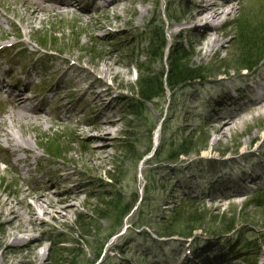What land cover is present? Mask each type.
Listing matches in <instances>:
<instances>
[{"label":"rangeland","instance_id":"obj_1","mask_svg":"<svg viewBox=\"0 0 264 264\" xmlns=\"http://www.w3.org/2000/svg\"><path fill=\"white\" fill-rule=\"evenodd\" d=\"M69 1L68 8L77 13L88 2ZM190 1L128 0L118 16L112 8L99 6L92 11L103 25L95 30L94 21L81 19L76 12H42L40 21L30 17L25 0H0V42L3 46L19 42L0 56L12 59L33 79L34 86L25 91L29 95L39 97L44 90L51 94L42 104L50 113L48 124L18 127L7 121L16 137L31 138L36 154L15 161L11 147L2 148L10 163L0 160V190L4 197L10 193L16 200L20 186L34 188L36 181H47L50 186L59 183L52 186V193L76 184L83 187L66 218L56 222L46 217L47 224L36 223L30 232L35 238L33 246L11 245L8 256L14 258L9 262L6 256L3 259L0 247V264H171L179 256L190 259L187 251L205 264L227 259L235 264H251L257 259V264H264V206L256 205L262 199L257 188L263 182L253 183L249 176L256 159L264 168V108L255 109L244 99L243 109L225 134L216 132L214 122L225 113L214 110L217 101L227 102L225 91L230 88L224 81L234 80L241 90L238 93L243 94L264 62V0H231L234 9L213 36L219 41L218 51L208 54L209 41L201 38L204 27L195 31L186 24L188 16L196 12ZM183 26L191 29L183 31ZM7 32L11 34L5 37L11 39L1 38ZM155 32L165 40L163 59L151 55ZM181 48L186 52L184 61L201 69L204 78L198 79L199 84L187 82L175 89L166 84L165 96L141 105V78L168 71L172 57L183 56ZM32 51L42 56L37 64ZM248 54H252L250 64ZM114 59L122 71L118 76L108 75L102 83V73H89L88 68L103 71L105 62ZM43 62V68H36ZM244 78L250 81L245 87L238 82ZM90 86L94 93L111 88L105 103L111 110L106 114L101 113L99 99L87 93ZM10 105L0 102V121ZM99 115L111 117L115 124L107 125L111 132L106 138L89 142L88 137H103L94 126ZM161 142L162 150L152 161L150 149ZM186 142L191 152L173 160L164 158L165 150L172 155L171 150L178 151ZM101 147L106 149L105 157L96 158L92 150ZM161 158L168 162L163 160L165 165L173 162L175 166L168 171L162 163L157 166L155 160ZM28 162L38 172L27 174L34 180L27 185L17 177L14 181L11 163L23 166ZM70 171L73 181L67 178ZM189 186L197 192L192 195L199 196L194 201L199 204L197 209L188 207L183 197ZM124 207H130V212L121 222ZM177 210L183 211L175 222L179 233L163 238L167 236L163 227L175 220ZM189 211L196 214L186 216ZM196 218L200 222H192ZM212 228L219 230L213 233ZM192 229L193 234H183ZM6 231L0 223V238ZM16 231L20 237L28 236ZM227 242L229 248L224 246ZM35 245L40 256L31 263L29 251Z\"/></svg>","mask_w":264,"mask_h":264},{"label":"bare ground","instance_id":"obj_2","mask_svg":"<svg viewBox=\"0 0 264 264\" xmlns=\"http://www.w3.org/2000/svg\"><path fill=\"white\" fill-rule=\"evenodd\" d=\"M127 1L128 0H103L105 6L102 7V9L107 7L112 8V10L115 12V15L118 16L119 10L125 8ZM96 2L97 0H89L86 5H82L83 8L79 10L80 13H77L78 11H75L72 8H68L71 6V2L69 0H25V5L27 6V9L30 13V17L33 19L42 21L43 19H38L39 15L42 12H44V14L51 15L52 12L63 13V11L67 10V12H76V14L81 19L94 21L93 27L96 30L98 24L103 25L102 19H99L97 15H94V12L92 11L93 6ZM190 2V4L196 8V12L195 14L188 16L186 24H189L190 27L195 31L200 25L204 27L201 38L207 39L209 41V47L207 48L208 50L206 51V54L213 51L217 52L218 49L216 48V44H218L219 41L216 37L213 36H215L216 34V28L220 24H222L223 19H225L231 13V10L234 9L231 0H191ZM135 8V5H133L132 9L135 10ZM81 13L84 15H82ZM144 15V13H141L140 18H143ZM191 28L183 26L182 30L186 31ZM10 34L11 32H7L2 35L1 38L11 39L12 36H6L7 38L5 37V35ZM12 42L13 43L10 42L5 46H3V44H1L0 42V53L8 48H16L19 44V42L17 41ZM114 61L115 62L113 63L105 62V68L103 69V71H101L100 68L96 67L95 69H90L85 65H82L81 67L83 69L84 67H87L90 70L89 73H91V75H94L95 72L102 73L103 78L101 79V82L104 83L108 75L118 76L122 72L114 65V63H116L117 61L115 59ZM45 64L46 63L43 62L41 65H37L36 68H43ZM11 65H16L19 68V64L13 63L12 59L9 58L6 61L4 60L3 56H0V85L6 89L7 97H9L11 101L9 102L11 105L8 106V110L6 112L7 115H5L0 121V147L12 146L15 147L14 152L16 153L20 149H23L29 153L36 154L33 148L34 142L31 141V138L25 137L22 134L21 136L16 137V135L8 126L7 121L10 120L12 123L18 125V127H36L39 125L48 124L49 122L47 120L50 117V113H46L44 111V109L42 108V104L44 103V101L50 98L51 94L49 92H46L40 95L39 98L36 97V99L34 96H29L25 91L27 90V87L31 85L33 79L28 77L22 68L16 70L11 67ZM261 67L260 70L257 71V75L252 76L253 84L247 83L245 90L242 91L243 94H236V90L232 89L229 83H227V86L232 90L231 92L225 91L227 93L225 97V100L227 102L223 104V101L219 100L216 103L217 106L214 108L215 112L223 110L225 111V113L219 114L218 118L214 121L217 127L216 132L225 134L227 132V129L230 128L229 124L235 123L236 120L234 119V116H236L238 112L243 109L242 104L244 99H248L250 105H253L255 109L264 108V62L261 64ZM230 82L234 83L233 81ZM90 89L91 92L87 91V93H91L99 99V107H101V113L106 114L108 111H110V106L105 105V103L107 101L106 94L107 92L109 93V90L111 88H108L107 91L103 90L99 93H94L92 86L89 87V90ZM245 91H247V93H245ZM30 101L33 103V105L29 103ZM94 103H96V100ZM217 108H219V110H216ZM51 117L52 119H54L53 116ZM62 119L66 120V117H63ZM96 119L97 122L94 123V126L97 130H99V132L103 133V137H101L102 135L99 138L88 137L87 139L89 140V142L92 141L93 143L95 139L106 138L111 132V127H108L107 125L109 123L115 124L114 120L111 119V117H107L106 115H99L96 117ZM92 152L96 158L102 159V157H105L106 149L105 147H101L92 150ZM35 158H38V155ZM0 160L8 159L0 154ZM18 160H22V157H18ZM259 164L260 160L256 159V162L251 165L249 176L253 178V183L256 182V180H260L263 182L262 184H264V168L262 166H259ZM10 168L12 169V173L14 175V181H17V177L21 180V183H24V185H27L29 181L34 180L33 178H28L27 174L33 176L38 173L35 169H33L32 164L29 162L23 164V166L17 167L16 165L11 163ZM1 171L2 169L0 167V172ZM69 173L70 174H67V178L70 181H73L74 173H72L71 171ZM34 184H36L34 188L23 189V187L20 186L21 188H18L16 190V192L19 194L16 200H13L12 196H10V193L7 194V197H4L3 191L0 190V223H3V226L7 228V231L3 234L4 236L0 238V247L2 248L3 259L4 256H6L7 262L14 258V256H11L10 258L8 256V249L9 247H11V245H15L18 247H20L21 245H25V247L33 246V240L35 238L33 234H30V232L36 229V223L39 222L38 225L47 224L46 217H49L51 220H54L56 222L60 219L66 218L67 213H70L75 208L71 203L72 200L79 199L81 197V189H83L82 186L76 184L70 188L64 189L63 191L52 193L50 191L52 189V186H56L59 183H51L50 186V183H47V181H36ZM185 192H187L188 194H197V192H194V190L192 189V186L186 187ZM29 199H32L35 203H31ZM48 199L51 200L49 201L50 203L47 202ZM51 203H53V205ZM36 208L41 210L40 214ZM16 229L19 232L28 233V236L20 237L17 234ZM11 236L14 237L13 240L9 239ZM29 252H31V263L40 256V251L37 248V245H35L34 248ZM187 253L190 259H188L184 255L181 258L180 256L174 258L173 262L170 263L205 264L204 261V263H201V261L197 259L192 251H187ZM208 264H235V262L227 259L223 261L216 260Z\"/></svg>","mask_w":264,"mask_h":264},{"label":"trees","instance_id":"obj_3","mask_svg":"<svg viewBox=\"0 0 264 264\" xmlns=\"http://www.w3.org/2000/svg\"><path fill=\"white\" fill-rule=\"evenodd\" d=\"M155 33L157 34V36H155L154 38H153V36L151 37V47H154V49H152L151 55H153L157 59H163L164 52H165V40L160 35V33H158V32H155ZM155 33H154V35H155ZM241 36L243 37L244 34H241ZM254 47H256V46H254ZM256 49L257 48H255V50ZM259 49H261V51H263L262 48H258L257 50H259ZM180 51L184 53L183 56L182 57H177L176 59H174V57H172V59L170 61V67H169L168 71H165V73L161 72V73H159L157 75L146 76V77L141 78V80L139 82V87H140L139 96H140V100H141L140 101L141 105H142V102H144V101H146V102L150 101L151 102L154 99L161 98V97L165 96L164 85H166V84L169 85V87L171 89H175L180 84H185V83H187L189 81L197 80L199 78L202 79V77L204 78V76L200 73L201 69H199V68L193 69L187 63L188 61L187 62L184 61V59L186 60V58H185V56H186L185 48H181ZM251 56H252V54H251ZM251 56H250V54L246 55V60L249 62V64H250V61H251L250 60ZM250 67H252V66H250ZM154 127H155V125L152 126V129ZM188 144H189L188 142L182 144L181 148L178 151L171 150L173 152L172 155L167 154L168 150H165L164 155H166V157H164V158H167L169 160H173V159H177L183 153L191 152L192 150L186 149V146ZM201 149L202 148H200L198 150H201ZM161 150H162V146L159 149V152ZM195 151H197V150H195ZM159 152H158V154H159ZM174 152H177V153L174 154ZM164 158L163 159L161 158L162 159L161 161H163ZM186 201L188 203L187 204L188 207H192L193 209H197L199 204L194 202L196 200L189 199V200H186ZM256 205L257 206H264V202L262 200H259L256 203ZM128 210H130V207L129 208L128 207L127 208L124 207V209L121 211L122 215L119 217L121 222L123 221L124 217L129 213ZM181 211L182 210H177L175 212V214L172 217L173 220L175 219L173 222H169L170 224L164 225L163 233L165 235L173 236V235H177V233H179L178 230H177L178 227H177L175 222H176V220L179 219V216L181 215ZM193 214H196V213H193V212L189 211V212H187L186 216H191L192 217ZM186 220H187V218H186ZM198 220L200 222V219H198V218L192 219V222H197ZM188 221H189V219H188ZM196 228H198V227H196ZM195 229H192V230H189V231L185 230L183 232V234L191 235V234L194 233L193 231ZM211 230H212L213 233H217L219 229L212 228ZM110 236H112V235H110ZM101 251H102V249H100V252ZM99 255H100V253H99ZM98 258L99 257H97V259Z\"/></svg>","mask_w":264,"mask_h":264}]
</instances>
